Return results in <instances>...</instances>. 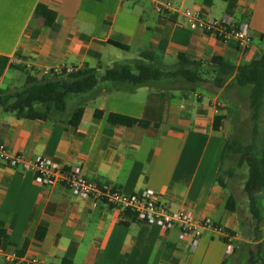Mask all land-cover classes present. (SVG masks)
I'll return each instance as SVG.
<instances>
[{
    "label": "crops",
    "instance_id": "crops-1",
    "mask_svg": "<svg viewBox=\"0 0 264 264\" xmlns=\"http://www.w3.org/2000/svg\"><path fill=\"white\" fill-rule=\"evenodd\" d=\"M170 1L175 10L160 13L143 0H0V88L10 90L20 75L58 66L106 71L120 63V50L128 61L152 52L166 67L176 65L180 54L206 64L223 57L237 67L263 54L253 42L242 49L193 31L184 11L231 17L249 25L252 38L264 41V0ZM39 5L57 13L52 26L36 15ZM170 82L132 92L100 80L91 93L72 95V108L47 122L18 119L0 109V144L31 164L47 157L67 168L80 166L90 180L128 194L153 190L172 210L189 208L194 222L209 218L222 231L235 233L233 254L228 255L221 232L204 230L194 246L178 227L167 231L141 223L66 186L41 187L31 167L12 168L1 158L0 229L6 236L0 237V249L48 264H230L247 240L240 212L228 208L233 192L220 177L223 149L238 117L229 101L237 102L243 89L191 88L190 94ZM81 104L84 115L73 127L69 120ZM97 110L102 118L95 117ZM111 114L144 123L112 126ZM217 115L225 117L219 130L214 128ZM40 228L47 230L42 241L37 239Z\"/></svg>",
    "mask_w": 264,
    "mask_h": 264
},
{
    "label": "trees",
    "instance_id": "trees-1",
    "mask_svg": "<svg viewBox=\"0 0 264 264\" xmlns=\"http://www.w3.org/2000/svg\"><path fill=\"white\" fill-rule=\"evenodd\" d=\"M36 15L45 18L48 26H52L57 18V13L46 5H39ZM111 45L129 50V47L118 42L111 41ZM21 72H27L26 68H19ZM27 81L23 89L10 93L0 88V109L6 113L14 114L18 119H29L47 122L55 113L63 114L67 110L68 99L72 95L88 94L96 89L100 80L97 69L85 66L77 74L73 75H44L40 73L32 75L27 73ZM206 74L213 77L214 87L225 88H249V104L252 110L254 130L251 142L243 144L238 138L229 139L223 149L220 182L224 188L228 187L224 182L223 173L233 177V171L224 170L226 162L232 161L241 155L248 167V179L244 185V191L250 203V216L254 222V240L257 254L264 255V52L260 58L240 66H235L223 57H214L211 63L206 64L196 61L184 54H180L178 62L172 67H166L152 52L144 53L139 59L127 64H115L105 71L101 81L114 84L118 88L127 87L135 91L142 87H153L164 80L183 78L187 83L196 86L207 82ZM85 112V105H79L69 120V124L78 127ZM104 113L97 110L96 118H102ZM224 115H217L214 128L219 130L224 120ZM108 122L112 126L135 127L144 121L120 115L111 114ZM228 208L237 212V199L231 196ZM124 211V215H130ZM132 215V214H131ZM46 228H40L37 239L42 241L46 236ZM232 236L235 233L228 232ZM251 230L243 224V236L250 237ZM6 232L0 229V237H5ZM228 242V239L225 238ZM235 252V250H234ZM264 259V257H263Z\"/></svg>",
    "mask_w": 264,
    "mask_h": 264
},
{
    "label": "built area",
    "instance_id": "built-area-1",
    "mask_svg": "<svg viewBox=\"0 0 264 264\" xmlns=\"http://www.w3.org/2000/svg\"><path fill=\"white\" fill-rule=\"evenodd\" d=\"M143 1L151 2L160 13H171L175 10V5L170 0ZM184 16L193 31L215 36L221 42H235L242 49L248 48L253 42L249 25H239L231 17L206 18L201 12L193 9H186ZM79 71L75 67L58 66L43 73L46 76L73 75ZM0 158L12 168L28 169L31 167L35 175V183L41 187L66 186L80 198L102 202L123 212L128 211L141 223L156 225L167 231L178 227L182 237L190 240L194 246L198 245L204 230L221 232L228 239V255L234 253L235 247L231 243L234 237L230 233L222 231L221 227L209 218L194 222L192 212L187 207L172 210L171 204L164 202L161 196L153 190L128 194L109 184L90 180L80 166L67 168L47 157H39L31 164L22 156L13 155L3 144H0ZM0 260H5L9 264H48L39 258L13 257L2 249H0Z\"/></svg>",
    "mask_w": 264,
    "mask_h": 264
},
{
    "label": "rangeland",
    "instance_id": "rangeland-1",
    "mask_svg": "<svg viewBox=\"0 0 264 264\" xmlns=\"http://www.w3.org/2000/svg\"><path fill=\"white\" fill-rule=\"evenodd\" d=\"M251 34V33H250ZM253 45L261 50H264V41H261L259 38L255 37L253 38ZM121 56L119 59V64H127L131 61L127 60L128 54L124 51H117ZM123 58V59H122ZM105 71H98L97 76L99 80L102 79L104 76ZM27 75L23 74L18 77V81L15 85V88L8 89L7 91H10V93H15L23 89L24 85L27 81ZM205 78L208 82L200 83L196 86H193L190 83H187L186 80L183 78H176L171 79L170 83H172L175 87H181L184 89V91H187V93L192 92L191 88H214L213 84V77L210 74H206ZM250 89L246 88L241 90L238 101L235 103H232L229 101V105L231 108H236L238 110V117L233 121L234 123V135L231 138H238L243 144H248L251 142L252 139V133L254 130V123L252 121V110L250 108L248 94ZM75 96L71 97L68 100V108H72L73 105V99ZM234 104V105H233ZM224 170L226 171H233V177H229L223 173V178L225 181L228 182L230 185V188L233 192V195L237 199V206L238 211L240 212V217L245 224L246 229L251 230L250 237L246 238L247 242L245 245L240 246L238 249V252L233 255V258L230 260V264H264V255H261L259 257V254H257V247L256 242L254 240L253 235V229L255 227L254 222L249 219L250 214V203L247 194L244 191V185L248 179V167L241 155L236 156L234 160L227 161ZM263 239H264V229H263ZM245 243V242H244ZM238 246V243L236 244Z\"/></svg>",
    "mask_w": 264,
    "mask_h": 264
}]
</instances>
